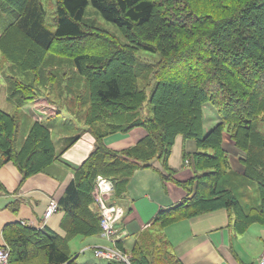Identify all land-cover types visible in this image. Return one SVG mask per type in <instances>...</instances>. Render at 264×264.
Masks as SVG:
<instances>
[{
    "label": "trees",
    "instance_id": "obj_1",
    "mask_svg": "<svg viewBox=\"0 0 264 264\" xmlns=\"http://www.w3.org/2000/svg\"><path fill=\"white\" fill-rule=\"evenodd\" d=\"M89 5L126 42L88 18ZM53 24L52 30L42 0H0L7 101L17 110L26 108L33 119L24 127L18 114L0 107V169L12 163L22 185L79 142L83 129L57 151L52 132L64 111L52 94L65 97V107L83 122L96 146L58 200L65 235L17 222L5 225L0 249L9 248L10 264H78L69 247L72 239L101 234L93 197L97 178L113 183L111 203L122 205L134 172L154 168L155 161L162 165L163 179L188 194L158 214L154 224L162 230L222 210L233 220L236 235L264 224V134L257 129L264 123V0H56ZM141 51L159 54L160 60L138 63ZM154 82L147 117L143 109ZM209 103L219 124L206 131ZM48 109L53 116L46 115ZM30 110L43 117L37 120ZM138 127L147 136L133 147L116 151L105 145L107 136ZM24 128L18 148V132ZM225 134L244 174L233 169L235 149H225ZM178 136L195 141L198 149L194 175L184 182L175 178L169 163ZM253 188L260 203L243 204L241 198ZM151 234L136 240L130 263L181 264L170 254L169 242Z\"/></svg>",
    "mask_w": 264,
    "mask_h": 264
},
{
    "label": "crops",
    "instance_id": "obj_2",
    "mask_svg": "<svg viewBox=\"0 0 264 264\" xmlns=\"http://www.w3.org/2000/svg\"><path fill=\"white\" fill-rule=\"evenodd\" d=\"M24 117L26 120L32 119V117L25 113ZM50 120L47 122L53 123L55 118ZM208 122V125H204L206 131H209L213 127L212 125L219 124L218 118L213 120V118L209 117ZM83 130L79 142L65 152L58 162L51 164L45 170V173L27 179L22 185V175L12 163L1 167V244L5 243L2 229H4L5 225L14 222H26L29 224V227L33 226L34 229L51 230L65 235V232L60 228L64 216L63 212L59 209L58 213L53 214L47 220L45 212L51 200H59L64 196L67 187L70 186L75 178L74 170L79 168L82 162L95 149L96 139L90 132L84 135L86 132L85 127ZM146 136L147 132L145 129L138 127L127 133L118 132L109 135L104 138V143L110 149L121 151L133 147ZM197 150L195 141L186 140L182 136L177 137L172 154H170V167L175 172V178L179 182L187 181L194 175L192 166L184 164L183 154H193ZM230 158L233 169L240 174H244V168L240 167L239 163L240 157H236V163L233 161L232 155ZM237 164L239 168L236 167ZM153 166L154 168L152 169L136 170L128 183L127 196L123 204L119 205L125 211V216L122 222L116 225L119 231L122 232L123 237L114 246L130 255L136 240L146 234L151 236V232H153L156 234L155 236L162 237L169 242L170 254L177 258L181 264H239L237 262L239 255L235 251L233 226L230 224L227 226L229 229L224 230L223 226L219 227L216 220L209 218L211 213L183 220L188 222L181 221L163 230L157 224H154L156 217L162 210L175 206L185 199L188 194L174 182L163 179L162 173L164 172L161 170L162 165L160 162L155 161ZM229 219L232 221L230 215ZM170 228L173 230L171 231ZM77 237L82 236L79 235ZM83 240H85L81 243L84 246L82 248L83 254L93 251L92 248L96 246L112 247L109 240H106L102 234L84 237ZM130 241L132 242V247L129 249L127 244ZM71 252L77 255L76 262L81 264L78 260L80 255L74 253L72 250ZM94 262H97V260H94Z\"/></svg>",
    "mask_w": 264,
    "mask_h": 264
},
{
    "label": "rangeland",
    "instance_id": "obj_3",
    "mask_svg": "<svg viewBox=\"0 0 264 264\" xmlns=\"http://www.w3.org/2000/svg\"><path fill=\"white\" fill-rule=\"evenodd\" d=\"M42 3H43V5L47 11V25L50 29L53 30V29H55V25L53 24V19L55 17L56 0H42ZM86 16L90 19L92 18L93 20H95V22L99 28L104 29L108 33H111L112 35L120 38L123 42H126L125 38L122 36V34L118 30V28L113 23L108 22L105 19H103L97 13V11L90 5L86 9ZM135 60H137V62L141 63V64L142 63L155 64L160 60V55L141 51L138 53ZM3 64H4V69H3ZM6 64H7L6 62H3V57L0 53V107L5 109L6 111H8L11 114H18L20 117V123L24 124V127H26L27 122H26V119L24 117V113L25 114L27 113V109L25 108V110H23V109L17 110L14 107H11V105H9L8 101H7L6 76L8 75L7 70L9 71V67H7ZM154 86H155V82L152 83V86H150V88L148 90V100L145 103V107L143 109V112L147 117H150L152 115L151 114L152 113V107L150 104V98L149 97L152 93V90L154 89ZM5 94H6V101H5ZM56 95H59L58 92H56ZM59 97H62V96L59 95ZM51 99L56 100V104L58 106H60L61 109L64 111V113L60 114V117L58 119V128H56L55 131L52 132V137L54 139L57 151L61 152L62 149L64 148L65 139L67 137L78 136L80 134L81 129H83L85 125L83 124V122L79 121V119H77V118L73 119L71 112L68 111L69 109L67 108V106L65 107V104H66L65 97H62L61 99H57L55 94H52ZM30 111L34 114V117L37 120H40V118L43 117V115H39V114L37 115L32 110H30ZM46 112H48V113H46V115H49V116L50 115L53 116V114H54L53 113L54 111H51L50 109H48ZM204 114H205V125H208L209 117L213 118V120H214L218 116L216 109L210 103L204 107ZM211 114H212V116H211ZM65 127L67 128V130L65 129ZM257 129L260 131V133L264 134V123L259 122V124L257 125ZM88 132L89 131L87 130L84 133V135H86ZM18 133H19V135H18V139H17V146L19 148L21 146V142L23 141V135L26 133L25 128H24L23 132H21V133L18 132ZM59 140H60V142H59ZM223 146L225 147L226 150L233 151V149H235L234 144L232 143L229 135H227V134L224 135ZM237 152L238 151L235 149V151L230 154V156L231 155L233 156V161L235 163H236V160H235L236 157L239 156V155H237ZM183 155H184L183 156L184 164L186 166L187 165L192 166V164H194V160H193L194 153L193 154H185L184 153ZM186 155H187V157H186ZM169 163H170V159H169ZM236 167L239 168L238 164L236 165ZM192 168H193V166H192ZM161 170H162V168H161ZM253 200H257V202L260 203L258 192L254 188L251 190V192H249V194L247 196H245V197L243 196L241 198V202L243 204H250L253 202ZM0 217H1V215H0ZM209 218H213L214 220H216V222L219 224V227L223 226L224 230H228L229 228L227 226L230 224L233 226V220L231 221L229 219L228 212L225 210L215 212V213H211L209 215ZM182 222H188V221H182ZM175 224H177V223H175ZM185 224H188V223H185ZM170 226H172V225H170ZM185 226H188V225H185ZM172 230L173 229H171V231ZM232 230H233V228H232ZM232 232H233L234 240H235V251L239 255L237 257V262L239 264H243V263L244 264H260L259 261H261V259L264 256V224H259V223L254 224L248 229V231L245 234H242V235H238V234L236 235L234 230ZM83 239H84V237H75L69 243L70 249L74 253H78V255H80L78 257L79 262H81V264H93V263L94 264H107L106 261L101 260V259H97L94 255L93 251H88L86 254H83L82 248H84V246H82L81 243L86 240V239L85 240H83ZM127 247L129 249L132 247L131 241L128 242ZM92 249L94 250V248H92ZM119 250L122 251L121 249H119ZM122 252L124 253V251H122ZM127 254L128 253L125 252V255H127ZM128 256H131V255L128 254ZM94 260H97V262H94Z\"/></svg>",
    "mask_w": 264,
    "mask_h": 264
},
{
    "label": "built area",
    "instance_id": "obj_4",
    "mask_svg": "<svg viewBox=\"0 0 264 264\" xmlns=\"http://www.w3.org/2000/svg\"><path fill=\"white\" fill-rule=\"evenodd\" d=\"M114 193V185L110 180L99 176L97 178L96 187L93 191V197L95 202L99 206L101 213V233L109 240L112 247L96 246L94 248L95 257L106 261L123 262L130 264V256L125 255L116 246H114L123 236L116 225L122 222L125 211L119 205L112 204L111 197ZM59 209V203L53 199L48 206L45 213V218L48 219L54 213H57ZM260 264H264V256L259 261ZM0 264H9V248L4 246L0 249Z\"/></svg>",
    "mask_w": 264,
    "mask_h": 264
}]
</instances>
